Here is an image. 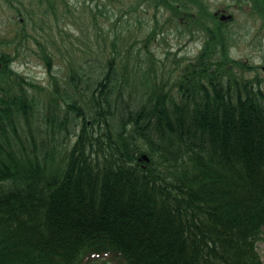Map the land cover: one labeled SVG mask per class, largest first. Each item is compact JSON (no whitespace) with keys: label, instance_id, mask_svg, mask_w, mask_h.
Instances as JSON below:
<instances>
[{"label":"trees","instance_id":"trees-1","mask_svg":"<svg viewBox=\"0 0 264 264\" xmlns=\"http://www.w3.org/2000/svg\"><path fill=\"white\" fill-rule=\"evenodd\" d=\"M42 1L59 23L69 0ZM87 1L95 8L85 0L72 21L95 34L97 58L55 57L56 38L41 42L26 23L0 36V264H264V80L247 75L261 67L231 57L236 34L209 0H147L146 42L173 30L203 48L162 62L146 51L153 67L135 73V96L120 56L133 48L125 17L146 0ZM110 4L126 11L114 20ZM244 5L263 32L264 0ZM31 39L50 88L15 66Z\"/></svg>","mask_w":264,"mask_h":264},{"label":"rangeland","instance_id":"rangeland-1","mask_svg":"<svg viewBox=\"0 0 264 264\" xmlns=\"http://www.w3.org/2000/svg\"><path fill=\"white\" fill-rule=\"evenodd\" d=\"M85 0H69L68 7L66 4H61L60 8L63 12L60 13V16L63 18L59 21V23L55 22V17L52 14H49L51 10L46 7L45 1L42 0H18V7L23 10L24 16H14V14L8 10L7 5L4 0H0V36H9L13 34L15 29H20V24H27V28L29 29L32 36L38 38L41 42H48L49 37H55L57 40V50L54 53V56L58 58H70L71 56L74 58L82 59L85 57H98L99 54L96 52L97 47L94 46L93 40L95 34L90 31L83 29L86 27L84 24L75 22L77 25L73 24L74 22L72 19L74 17L80 16V14L75 12L74 9L82 10L84 8L83 3ZM118 1V0H114ZM235 0H209L210 4V12H221L225 10V8L229 7L231 11L230 14L236 13L234 10V2ZM87 6H93L89 1H87ZM138 0H133L132 4L138 8L136 3ZM152 4L151 1H147L146 3L142 4L141 7L138 8V15L135 17H125V19L129 18V21L133 26L127 28L128 32L125 31V35L128 41L125 39L123 42L124 44L128 43V47H133L129 52H126L125 55L120 56V58H127L130 62H126L128 65V71L132 73V69L134 73H132L131 77V90L129 91L134 92L140 87V79L141 74L138 73L139 70H142V73L145 74L149 73V70L152 69L153 63L149 61V55L151 51L152 54L155 55L158 61H166L167 60V53L171 52L176 54L178 58H196L199 55L200 51L202 50L201 42H191L189 37H185L181 39L176 32L174 33L173 30H169L165 32L164 35H159L155 41L151 43L146 42L147 36L152 32V19L154 18V10L149 9L147 4ZM101 3L107 4L104 0ZM25 4L27 6H25ZM26 7L30 8V20L33 23H30L26 20L27 10ZM95 8V6H93ZM108 10H110L109 15L115 19L122 14L121 11L124 9L121 8L118 4L108 5ZM115 8V10L113 9ZM117 8V9H116ZM233 8V10H232ZM245 13L237 12L233 23H230L231 28L234 30L236 37L231 39V43L234 45L231 49V57L236 61H244L249 67L259 68L261 67L260 71H247V75L249 77L252 76L254 78L256 74L259 76L262 81L264 80V33H261L259 29L263 27L262 22L256 21V15L253 11L251 5H244ZM126 11V10H124ZM123 11V12H124ZM13 15V17L11 16ZM221 17H225V14L220 13ZM12 17V18H11ZM11 21H10V19ZM137 19H141L144 23L142 28L136 26ZM230 19L229 16L226 15L225 21ZM14 20V21H13ZM103 27L106 28V31L110 30L109 26H107V21L105 19ZM35 21V22H34ZM28 22V23H27ZM232 22V20H231ZM213 23V22H212ZM217 21H215V24ZM83 26V27H82ZM42 28V29H41ZM111 30V35H115L114 32ZM20 32V30H18ZM259 33V34H258ZM112 41V38H110ZM135 40H138L139 44H136ZM145 40L146 44L143 45L141 41ZM30 49L28 52H25L24 55L20 56V60L16 63L17 70L23 74L25 77L30 79L31 81L40 83L45 88H50L51 79L49 71L42 60V55L40 49L34 40H30ZM145 50H141V48ZM141 51V54H139ZM147 51V52H146ZM54 52V51H53ZM92 53V54H89ZM109 54H113L111 50H108ZM139 57L141 61L136 60ZM172 58H174L172 56ZM144 64L143 69L139 68V64ZM167 65L163 68V65H157V68L163 70H168L167 75H169L170 70L172 69L171 62L166 63ZM155 67V66H154ZM263 67V68H262ZM139 68V69H138ZM241 73L240 70H237ZM53 73L55 76H59L60 78H64L63 72L60 70V64L55 62V67ZM264 83V82H263ZM264 85V84H263ZM141 92V89H139ZM127 92L126 94H128ZM129 93V94H130ZM135 93V92H134ZM132 94V93H131ZM139 95L135 93V96ZM259 251L262 255L264 261V243L259 245Z\"/></svg>","mask_w":264,"mask_h":264},{"label":"flooded vegetation","instance_id":"flooded-vegetation-1","mask_svg":"<svg viewBox=\"0 0 264 264\" xmlns=\"http://www.w3.org/2000/svg\"><path fill=\"white\" fill-rule=\"evenodd\" d=\"M229 9H225V10H222L221 12H219V13H216L215 14V16L219 19V20H221V16L219 15L220 13H222V14H228V11ZM234 16V15H233ZM224 23H228V22H224Z\"/></svg>","mask_w":264,"mask_h":264},{"label":"bare ground","instance_id":"bare-ground-1","mask_svg":"<svg viewBox=\"0 0 264 264\" xmlns=\"http://www.w3.org/2000/svg\"><path fill=\"white\" fill-rule=\"evenodd\" d=\"M143 159H144L146 162L149 161V159H148L146 156H144ZM100 172H103V173H104V169L101 168L100 171L96 173V177H98V175L100 174Z\"/></svg>","mask_w":264,"mask_h":264}]
</instances>
